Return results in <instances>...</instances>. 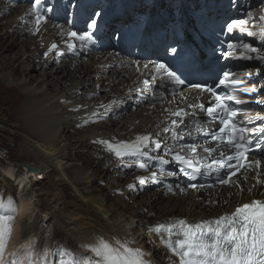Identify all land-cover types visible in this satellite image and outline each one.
Returning <instances> with one entry per match:
<instances>
[{
	"label": "bare ground",
	"instance_id": "1",
	"mask_svg": "<svg viewBox=\"0 0 264 264\" xmlns=\"http://www.w3.org/2000/svg\"><path fill=\"white\" fill-rule=\"evenodd\" d=\"M64 1L43 0L39 10L45 15L46 23L41 25L40 32L33 35L29 29L34 27V23L24 22L35 19V14L30 11L32 4L29 5L33 0H0V79L4 84L0 85V103L7 105V110L16 115L15 120L22 126L17 128V124L12 125L7 114L6 118L0 119V141L4 147L0 148L4 151L0 153L13 164L10 163L11 167L4 177L19 182L17 185L20 188L30 184L44 216L56 220L53 232L59 239L51 250L64 245L83 253L85 250L81 246L93 244L99 237L109 241L114 237L127 238L134 241L132 247L142 248L146 253L149 251L151 255L147 258L153 264H177L176 259L166 253L159 257L164 252L162 245H159L155 234H146L140 222L155 225L170 218H184L191 222L213 219L231 213L237 206L253 199L264 200V186L248 192L247 188L255 183V172H249L248 180H241L245 188L242 196H236L237 190L228 187L200 192L188 190L183 194L178 190L175 194L166 192L165 183L179 182L186 187L181 177L168 178L165 183L147 184L145 189L156 187L145 195L137 194L140 189L130 191L126 185L135 182L136 176L148 173L135 167L121 168L113 154L93 141L112 137L129 140L138 133L156 132L157 122L163 119L161 104L156 103V108L149 111L150 104L137 106V94L130 93L131 99L126 98L109 118L84 127L77 125L81 123L80 117L84 116L85 111H91L101 101L109 102L114 95L124 97L129 87L136 86L140 74L135 71L132 62L139 61L143 65L153 64V61L131 55L116 44L112 36L117 23L106 25V29L95 37V43L88 42L86 48L82 47V42L76 41L80 55L68 53L59 59H46L43 53L52 42L64 48L60 43L59 29L54 25L72 29L64 25L67 9L84 7L94 0ZM120 1L127 14L136 9L140 13L150 4L161 19L166 17V20H170L173 16L174 2L170 0H162L158 8L152 3L153 0ZM260 1V7L264 6V0ZM179 9L181 14V7ZM87 13L85 9L83 14ZM122 16L120 14L119 18L124 19ZM159 25L160 22L156 28ZM98 41L106 44L105 47ZM17 47L18 50H15ZM55 62L59 64L50 68ZM97 84L102 88L107 87L108 91H100L98 95L86 98L88 92L96 91ZM155 87L159 94V85ZM20 99H24L23 102ZM168 99H171L170 95ZM63 100L70 103H62ZM78 104L87 105L88 108L72 111ZM201 119H205L203 115ZM163 126L161 124V128ZM8 144H14V148ZM9 152L13 154L12 160V156L7 155ZM29 166L32 168L29 169ZM97 181L100 182L99 186L95 185ZM229 192L233 193L231 198ZM114 198L120 205L112 202ZM210 198L219 200V203L209 205L201 202ZM22 200L9 248L16 237L20 238L19 227L29 209V202ZM225 200L227 203H224ZM23 240L24 246L32 243L28 239ZM165 259L168 261L165 262Z\"/></svg>",
	"mask_w": 264,
	"mask_h": 264
},
{
	"label": "snow or ice",
	"instance_id": "2",
	"mask_svg": "<svg viewBox=\"0 0 264 264\" xmlns=\"http://www.w3.org/2000/svg\"><path fill=\"white\" fill-rule=\"evenodd\" d=\"M42 2L33 0L30 11L35 14V19L24 21L34 23V27L29 29L33 35L40 32L41 25L46 23L45 15L39 10ZM255 21L258 30L250 28L253 23L251 12L247 13V18L232 19L227 23L225 34L231 36L238 33L240 39L227 41L228 51L221 54L225 61H255L264 65V51H261L264 48V6L259 9ZM54 27L59 29L60 43L64 48L52 42L43 53L46 59H59L68 53L80 55L75 42H82V47L86 48L88 42L93 40L92 29L96 27V21L92 20L87 25L88 30L83 32L65 29L59 24ZM244 37L258 40L260 47L253 46ZM171 51L175 52L176 49ZM132 63L140 74L136 86L129 87L124 97L114 95L109 102L101 101L91 111H85L84 116L80 117L81 123L77 125L84 127L109 118L126 98L131 99L130 93L137 94V106L150 104L149 111L156 108V103L161 104L163 119L157 122L156 132L138 133L129 140L112 137L93 141L113 154L121 168L135 167L148 173L136 176L135 182L127 184L130 191L142 190L150 183H165L168 178L183 177L186 187L179 182L165 183L166 192L175 194L178 190L183 194L188 190L200 192L228 187L237 190L236 196H242L245 188L241 180L246 182L249 172H255V183L247 188L248 192L264 186V160L250 158L256 150L264 154V116L243 115L241 118L243 110L239 107L248 103L241 98L242 94L251 96L257 93L256 87L248 86V78L260 76L261 68L257 67L255 73H237L229 66L214 86L189 83L187 92L177 94L176 89L184 86L186 81L165 63ZM157 85L161 89L159 94L156 92ZM100 91L107 92L108 88L97 84L96 91L88 92L86 98H92ZM169 95L171 99H168ZM204 99H207L208 106L202 102ZM252 102L264 106V98ZM62 103L70 101L63 100ZM81 108L87 109L88 106L78 104L71 110L79 111ZM201 115L206 119L202 120ZM253 121H260L261 125L246 126ZM161 124L164 125L162 128ZM254 134H259L256 135L255 148L252 146ZM170 165L175 170L170 169ZM208 180L212 183L201 182ZM232 195L229 192V198ZM201 202L214 205L219 200L210 198ZM16 211L12 198L0 199V264H153L147 258L151 253L132 247L133 240L115 237L111 241L99 237L93 244H83V253L58 247L45 250L43 255L34 259L30 244L26 250L6 255L13 235ZM140 223L146 234H155L159 245L178 258V264H264V200L253 199L237 206L231 213L213 219L191 222L184 218H170L155 225ZM19 251L25 254L20 256ZM9 255L12 259L8 258Z\"/></svg>",
	"mask_w": 264,
	"mask_h": 264
},
{
	"label": "rangeland",
	"instance_id": "3",
	"mask_svg": "<svg viewBox=\"0 0 264 264\" xmlns=\"http://www.w3.org/2000/svg\"><path fill=\"white\" fill-rule=\"evenodd\" d=\"M29 3H30L29 5L32 4V2H29ZM144 10L145 9L142 8L141 9V12H143ZM138 14H139V12H138ZM127 15H129V14H127ZM122 17L124 18V15ZM136 17H138V16L136 15ZM138 19H140V18H138ZM66 22H67V19H66ZM64 25L67 26L68 24H64ZM98 44H102V41H98ZM15 50H18V47ZM0 62H2V60ZM57 64H59V63L58 62L53 63L50 66V68L52 66L57 65ZM0 85H2V86L4 85L3 82L1 81V79H0ZM23 100L24 99H20L21 102H23ZM6 114L8 115V118H7V119H9L8 121L12 125L13 124H17V125L20 124V122L18 120H15L16 115L10 114V112L7 110V105L6 104H3V103H0V119L6 118L5 117ZM9 122H7V123H9ZM16 127L17 128H22L21 125H18ZM0 140H2V137L1 136H0ZM8 145L9 146L11 145L12 148H14V144H8ZM0 148H4L2 141H0ZM0 151L2 152L3 149H1ZM7 155L8 156H12V157H10V160L13 159V154L12 153L9 152ZM1 156L3 158H1ZM5 157L3 155H1V153H0V186H1L0 187V199L7 200L8 197L10 198V196H13L15 205H16V203H18L17 204L18 205V210H19L20 201L22 199H24L25 203L29 202V209H28L29 212L27 211L26 217L21 222V227H19V237H22V236L23 237H26V239H28L30 242H32L33 246H35V247L40 246L41 241H43V243H45L46 241H48L49 246L51 248L52 245L56 241H58V239H59V238H56L57 237V234L55 233V231L53 232V226H56L57 225L56 220L55 219L52 220L51 218L48 219V217H45L44 216L43 208L40 205V203L37 202V196H36L35 192H32L33 190L30 189V187H31L30 184L26 185L25 187L22 186V188H20V186L17 185L19 182L13 181L12 178H10V180H7V178L4 177V176L7 175L6 172H8L9 169H10V167H11L10 166V163L11 162L8 159H6ZM24 171H23V173H24ZM20 173H22L21 170H20ZM22 175H24V174H22ZM126 177H127V175L125 176V178ZM95 185L96 186H99L100 185V182H98V181L95 182ZM155 187L156 186L154 185L153 187L150 186L149 188H146V189L144 188L141 191H139L137 194L138 195H140V194L141 195H145V194L149 193L150 191L154 190ZM23 189H25V190L23 191ZM15 200H17L18 202H16ZM112 202L115 203L116 205H120L119 201H117L115 198L113 199ZM17 216L18 215H17V212H16V219H17ZM53 221H55V222H53ZM15 224H16V221H15ZM35 243H36V245H35ZM163 255H164V253H160L159 257H163ZM167 261L168 260L165 259V262H167Z\"/></svg>",
	"mask_w": 264,
	"mask_h": 264
},
{
	"label": "water",
	"instance_id": "4",
	"mask_svg": "<svg viewBox=\"0 0 264 264\" xmlns=\"http://www.w3.org/2000/svg\"><path fill=\"white\" fill-rule=\"evenodd\" d=\"M32 167L29 166V169H31Z\"/></svg>",
	"mask_w": 264,
	"mask_h": 264
}]
</instances>
